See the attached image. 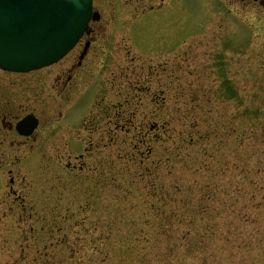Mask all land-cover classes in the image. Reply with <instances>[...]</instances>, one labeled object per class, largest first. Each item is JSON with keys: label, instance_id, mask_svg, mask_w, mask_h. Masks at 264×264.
<instances>
[{"label": "rangeland", "instance_id": "374dc122", "mask_svg": "<svg viewBox=\"0 0 264 264\" xmlns=\"http://www.w3.org/2000/svg\"><path fill=\"white\" fill-rule=\"evenodd\" d=\"M134 6L95 0L101 33L84 39L91 102L125 77L113 137L103 105L87 116L92 138L55 125L74 112L73 80L55 82L65 61L0 72V93L32 82L30 102L56 104L55 138H11L6 162L0 148V264H264V15L174 0L130 21Z\"/></svg>", "mask_w": 264, "mask_h": 264}, {"label": "water", "instance_id": "95a60500", "mask_svg": "<svg viewBox=\"0 0 264 264\" xmlns=\"http://www.w3.org/2000/svg\"><path fill=\"white\" fill-rule=\"evenodd\" d=\"M91 2L0 0V67L25 71L58 61L86 30Z\"/></svg>", "mask_w": 264, "mask_h": 264}, {"label": "flooded vegetation", "instance_id": "af4514ba", "mask_svg": "<svg viewBox=\"0 0 264 264\" xmlns=\"http://www.w3.org/2000/svg\"><path fill=\"white\" fill-rule=\"evenodd\" d=\"M157 0H150L151 9L161 10L162 13L165 12L168 15L167 10L170 9L172 6L171 4L174 0H158V4L153 6V3ZM137 6L134 8L138 9V6H142L143 0H134ZM166 2H169L166 4ZM231 2L235 4L241 5L244 10L252 9L256 13H260L264 15V0H231ZM141 8V7H140ZM94 34V39H98L101 33L99 27L91 28L88 32L87 36H92ZM93 41V40H92ZM92 41H86L87 51L84 52L85 48L83 49V43L81 42L73 55H68L64 60L58 63V65L62 62L64 64L60 66L59 70L56 71V78L55 82L57 85H60V92L64 91L65 85L72 81V90L74 93L71 95L73 99V107L72 109L74 112L71 114L66 112L62 113L61 111H57L55 116L60 117L63 115L64 117L67 116V120L64 122L63 125H58L63 130L67 128V130H71V137L70 138H91L93 132V125L92 121L87 119V111L91 108V98H90V85H92V76L93 71L86 70L88 67H91L90 60L88 59V52L89 47L91 48L93 45ZM185 53V52H184ZM87 61V62H86ZM165 63V70L166 73H172L173 66H168L167 62H158L154 64L157 66L158 64ZM154 66H150L147 69V78L156 77L157 74H154ZM72 75V77H71ZM169 75V74H168ZM124 77L121 78V89L118 90L117 98H121L126 101L125 97V82ZM32 83V82H31ZM30 82H21L17 87H12L9 91L5 89L2 90L0 93V148H4V151H1V155L6 162L9 159L10 153L8 151V146L12 144L11 138H55L51 133L54 126L52 121V113L53 109L55 108L56 104L44 102L41 100V104H35V102H30L29 91L33 90L34 84ZM90 83V84H89ZM19 86V87H18ZM38 86H41L39 83ZM36 87V86H35ZM78 89H81L79 93H76ZM84 89V91H83ZM19 90V91H18ZM13 91L18 96L19 100L12 102L11 97L13 95ZM2 97V98H1ZM12 102V103H11ZM118 105L116 106V104ZM111 103L107 104L106 108H114L116 107L118 110H122L121 103ZM124 107V105H123ZM32 109V110H30ZM85 111V114H84ZM33 114L38 119V125L35 131L28 137L20 136L16 132V124L26 115ZM69 116H71V120H69ZM82 120V131L84 134H81V129L79 126V121ZM62 120V119H60ZM62 122V121H61ZM119 124V123H118Z\"/></svg>", "mask_w": 264, "mask_h": 264}, {"label": "trees", "instance_id": "16d2710c", "mask_svg": "<svg viewBox=\"0 0 264 264\" xmlns=\"http://www.w3.org/2000/svg\"><path fill=\"white\" fill-rule=\"evenodd\" d=\"M183 239H185V238H183Z\"/></svg>", "mask_w": 264, "mask_h": 264}]
</instances>
